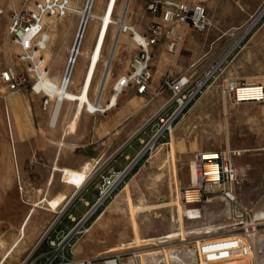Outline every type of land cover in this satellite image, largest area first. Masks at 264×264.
<instances>
[{"label": "rangeland", "instance_id": "obj_1", "mask_svg": "<svg viewBox=\"0 0 264 264\" xmlns=\"http://www.w3.org/2000/svg\"><path fill=\"white\" fill-rule=\"evenodd\" d=\"M69 1L73 6L74 14H67L62 18H45L47 27L45 25L44 30L52 32L50 34L52 45L50 57L46 63L50 74L57 73L59 70H61V74L65 72V64L70 55V51L65 47H69L74 42L81 20L80 12L85 8L87 0ZM145 1L147 0H141V3L138 2V5L134 7L130 0L126 12V22L134 24L135 29L139 28L137 30L139 32L145 30L150 21L157 20L156 15L144 10ZM177 1L187 4L202 1V4L206 6L207 16L211 23L205 31L199 34L201 37L207 38L209 42L205 55L201 57L199 47L196 52L191 53L195 54V57L189 64H194L193 70L198 76L204 69L216 66L228 46L236 39L232 35H220L222 19L234 18L238 13L243 21L246 18V13L253 14L264 2V0ZM104 2L105 0H96L91 10L99 12L102 10ZM117 2L112 12V20H117L120 17L125 0H117ZM13 6L18 7L17 0H0L2 10L0 13V70L7 65H16L15 67L19 68L14 59L15 48L9 43L6 35L7 15ZM114 28V24H109L105 34L99 70L103 68V60L108 58L114 38ZM94 33V26L89 23L83 34L79 51L86 48L89 41L92 44ZM159 43L163 44V40H159L157 44ZM188 53L187 49L179 46L177 53L168 55V57L175 59L178 55L186 56ZM197 55L199 56L197 57ZM155 60L156 58L150 62ZM154 67L155 65H152L150 69L153 70ZM113 80V76H110L103 91L108 97L111 93L110 87ZM233 80L264 86V15L254 21L249 32L220 65L219 71L215 72V78L178 117L171 132L172 141L169 136L167 143L159 146L150 158L134 164L129 172L116 183L103 205L89 218L87 232L74 244V256L101 255L87 264H102L101 261L108 256L111 250L127 245L131 246L128 253L123 254L117 264L122 261L125 264H134L135 260L134 262L132 260L136 258L135 255L144 256L143 248H141L142 243L154 242L150 243L148 248H157L153 249L154 252L163 245L164 247L161 248L162 257L167 258L169 264H173L171 260L177 256L174 251L175 247L171 244L173 238L167 242L158 243V236L168 234L170 237H174L176 233L183 236L188 230L199 229L204 224H207L208 228L222 225L224 226L222 231L228 230L229 225L234 223L235 212H232L231 207L217 194L210 195L209 200L200 207L201 217L197 220L185 219L182 204L178 200L180 187L189 183L190 161L195 154L204 151H226L235 169V180L231 184L235 204L259 212L264 217V101L262 103L244 102L236 105L228 103L223 96V88L228 81ZM126 91L132 92L131 89ZM166 94L167 92L164 91L159 96H162L161 102L167 99L168 94ZM10 95L14 96L17 101L16 115L18 118L19 108L23 112L25 108H36L43 114V124H45L48 111L51 109L50 101L46 108L42 109L40 96L33 94L27 87H24L21 93L14 92L13 95L0 83L1 159L8 156L1 145L6 141L10 142L12 138V123L10 119H7L6 114L8 113L10 118V112L9 108L4 106L7 97V105L10 106V109L12 108L8 100ZM151 103H148L146 108ZM66 106L73 108V106ZM27 116L32 133L25 141L34 143L37 141L39 146L43 139L40 136V131L38 130V133L34 128H37L36 126L40 125V122L36 121L34 116L33 118ZM136 129L138 132L133 134H131L132 131L128 132V142L125 145H129L131 142V147L137 151L140 141L145 139L144 123L132 130ZM146 132L147 128H145ZM126 134V131L119 132L114 140L115 144L126 138ZM21 141L24 142V140ZM125 147L126 151L130 149L129 146ZM117 155L118 153L113 154L114 161L118 158L121 159ZM102 157L104 156H99L100 164L90 172L83 187V189L87 187L88 190L92 188V191H78L76 197L71 196V200L63 210L59 203L56 212L49 210V205L43 202V199L52 195L53 200H58L66 192L50 191L57 182L58 172H55L46 191H35L41 182L37 178L23 180L16 177L12 181L0 179V264H13L27 256L30 250H32V255H35L46 249V242L42 238L44 233L53 234L63 226L69 227L72 223L70 217H78L87 208L84 199L88 201L87 204L92 203L98 194L97 185L101 182L100 177L108 172L101 171V166L105 161ZM130 158L115 171L121 170ZM30 159L32 169H30L29 175L35 176V171L38 169L35 168V163L42 161L38 148L33 149ZM89 193H91V197H89ZM78 196L82 197V201L78 199ZM108 203L114 205L112 210L109 208L105 215L93 222ZM54 204L57 203L54 201ZM81 207H83L82 210ZM78 210L81 211L78 212ZM175 219L178 221L177 230H175ZM113 239L121 240L117 244L114 243L115 245L107 247L108 242ZM182 251L185 257L184 264H252L250 258L244 257L222 258L214 263H205L202 259L190 260L191 243L184 244ZM131 253H134V256ZM151 254L153 261L160 258L159 254ZM138 262L141 264L140 259ZM174 264H180V262Z\"/></svg>", "mask_w": 264, "mask_h": 264}, {"label": "built area", "instance_id": "obj_2", "mask_svg": "<svg viewBox=\"0 0 264 264\" xmlns=\"http://www.w3.org/2000/svg\"><path fill=\"white\" fill-rule=\"evenodd\" d=\"M17 1L18 7L13 6L7 15L6 35L9 43L15 48L14 59L19 68H16V65L3 67L0 70V83L11 93H21L22 89L27 87L33 94L40 96L42 109H45L49 99L43 88V79L49 70L43 61L41 54L43 47L38 45L37 38L44 30V18H62L67 14H73L74 10L69 0ZM143 8L147 13L157 16V20L150 21L146 25L145 31L139 32L135 29L134 24H124L123 21L116 26L118 33L129 34L135 52L129 61L128 69L114 78L110 89L116 93V99L127 89H131L136 95L145 97L142 104H147L162 91L167 92V99L144 121L145 139L140 141L139 148L127 164L118 171L109 169L106 175L100 177L101 182L97 185L98 194L92 203L84 202L87 208L78 217H70L72 223L69 227L63 226V228L54 231L53 234L44 233L42 238L46 242V249L35 255H32V250H30L27 256L13 264H87L101 256L95 254L76 257L73 247L87 232L89 218L103 205L104 200L116 185L108 182L107 186L102 189V180L109 174L116 175L119 172L122 173L123 177L134 164L150 158L159 146L167 143L178 117L215 78V72L219 71L220 65L249 32L254 21L264 15L263 2L253 14L249 15L247 21L239 29L230 32V35L236 39L228 46L221 61L216 66L204 69L200 76L195 75V70L192 68L193 64L189 65L188 69L190 70L186 69L176 76L165 71L160 76L157 87L152 89L150 83L152 47L162 39L165 51L173 54L182 41V36L177 30L180 25L185 24L197 32H202L211 23L204 5L200 2L187 4L177 0H147ZM1 11L0 8V13ZM100 54L93 62L91 59L88 60L83 77L85 80L88 78V85L86 98L81 108L90 115L102 113L115 106V103L108 100L105 105L100 107L98 106L99 97H96V94L92 98L88 96V87L95 67L100 61ZM70 73L71 69L68 76ZM245 84L246 82H239L238 80L228 81L223 88V96L226 101L231 105L244 102L262 103L264 101V86L254 83L251 87H245L243 86ZM242 89H244L243 92ZM244 96H248L249 99L247 101L241 100ZM145 128H147L146 133ZM214 152L216 157L211 160L201 159V152L195 154L191 161L194 163L196 176L192 184L189 167V183L180 187L178 200L186 209L197 211V217L185 219L197 220L201 217L200 207L209 200L210 195L217 194L231 207L232 212H235L234 223L229 225L228 230L223 231L218 225L210 233L204 226H201L196 232L188 230L183 236L176 233L171 244L174 245L177 256L171 261L173 264L178 262L184 264L185 257L182 246L191 243L192 253L191 255L188 254L190 260L202 259L205 263H214L222 258L247 257L251 259L252 264H264V217L259 212L235 204L231 192V184L235 180V169L232 161L229 160L226 151ZM99 160L98 157L92 162L81 184L86 182V178L94 167L100 164ZM77 193L78 191L74 194L75 197ZM78 197L82 201V197ZM174 222L176 224L175 230H177V219ZM170 239L163 238L157 242H167ZM150 243L154 242L142 243L143 264H158V262L164 264V258L161 254L163 245L158 248L160 258L153 261L151 259L152 254L148 253ZM129 247L131 246L126 245L111 250L106 258H112L118 262L123 254L128 253ZM131 254L134 256V253ZM135 256L136 258L132 261L135 260L134 264H139L138 254ZM106 258L101 262L107 260ZM118 264H125V262L122 261Z\"/></svg>", "mask_w": 264, "mask_h": 264}, {"label": "crops", "instance_id": "obj_3", "mask_svg": "<svg viewBox=\"0 0 264 264\" xmlns=\"http://www.w3.org/2000/svg\"><path fill=\"white\" fill-rule=\"evenodd\" d=\"M138 2L141 3V0H132L133 6L135 7L138 5ZM197 2L202 3V1ZM204 7L206 10V6ZM98 9H100V7H98ZM249 15V13H246V18H244L243 21L238 13L235 14L234 18L222 19V28L219 29L220 35H230V32L239 29L247 21ZM137 30H139V28H137ZM177 30L182 36V41L179 43L178 47L180 46V48L187 49L190 54L188 53L186 56L178 55L175 59L174 57L169 59L168 55L171 54L165 51L164 44L159 43L154 45L151 49L152 56L150 59L151 61L152 59L156 58L154 62H150L151 66L155 65L153 70H151L150 83L152 89L158 84L160 76L165 71H168L172 76H176L186 70L187 66L189 67V65H192L189 63L193 60L195 54L191 53L196 52L198 47L201 51V57L205 55L207 51L209 43L208 39L201 37V35H199L201 34L200 32L195 31L185 24L180 25ZM51 33V31H44L42 35H40L38 42H43L44 38L48 37L49 43H51ZM119 35L120 36H118L119 38L116 41L109 68L113 79L128 69L129 61L135 52L134 45L130 40L129 34L119 33ZM95 37L96 36L94 33L92 44H90L89 41V44L86 45V48L80 50V54L77 56L73 70H71L69 75L68 89L71 91L73 90V92L79 91L78 88L82 83L87 63L92 52ZM69 47H65V49L69 50ZM177 49L173 54L177 53ZM198 56L199 55H197V57ZM49 57L50 54H47V61L49 60ZM100 62L101 56L100 61L96 65L90 80L88 87L89 98H92L94 94L97 95V93L94 92V89L100 78L99 76L102 75L101 70L103 69L101 68L99 70ZM51 74L57 79H61V76L64 75L61 74V70H59L57 73L54 72ZM163 92L164 91L161 93ZM161 93L150 101L152 103L147 108L146 106L150 102L147 104H142L145 100V97L136 95L133 91H125L119 95L117 97L115 106L105 110L102 113L90 115L84 112L81 108L76 128L72 132L70 130V121L72 118L73 108H68L65 104H63L59 109L58 117L54 125L50 123L51 118L49 110L47 121L45 124H43V114L36 108H25L24 112L21 110V108H19L18 114L20 113V115L18 118V115H16V99L12 95L8 97L9 103L12 107L10 109V106L7 105L6 97L4 106L5 108H9V119L12 123V138L10 142L6 141L3 143V145H1V148H3L6 153H8V156H5L3 159L0 158V179L12 181L16 177L23 180L37 178L41 182L39 183L40 186L35 191H46L47 186H49L52 182L55 172H58L57 182L50 191L66 192L63 193V197L58 200H53L52 195H49L48 198L46 196V198L43 199V202H46L49 205L48 209L56 212L59 203L63 208L69 199L72 198L71 196H73L77 191H92V188L91 190H88L87 187L83 189L86 182L81 184V181L85 179L92 162L95 161L100 155L104 156L102 158L105 161L101 166V171L105 170V173L109 169H119L125 164L129 157L133 156L136 149L131 147V142L129 145H125L128 142V132L132 131L131 134L135 133L137 129L135 131L132 129L137 128L141 125V123H144V121L163 103V101L161 102L162 96L159 97ZM11 94L14 95V93ZM100 99L99 102H101V106L105 105L109 100L106 93L101 94ZM27 115L32 118L34 116L35 120L40 122V125L38 124V126H36L37 128H34L38 133L40 131V136L43 139L40 141L39 146L37 145V141H35L36 143L32 141H25V139L27 140V137H29L32 133L30 124L27 121ZM122 131H126V138H123L121 141L115 144L116 142L114 140L116 139L118 133ZM21 140H24V142ZM58 141H62L65 144L58 145ZM125 146H129L130 149L126 151ZM35 148L40 150L42 161L40 163H35V168L38 169L35 171L36 175L32 176L29 175L30 169H32V164H30V154ZM115 153H118L117 156L121 157V159L118 158L114 161L113 154ZM122 160L125 161L122 162ZM113 162H115V164H113ZM4 186L6 187V184ZM89 197H91V193H89ZM54 201L57 204H54ZM84 201L88 202L86 199H84ZM113 206V204L108 203L105 208L96 216L93 222H96L101 216L105 215L109 211V208L112 210ZM82 208L83 207L80 209L82 210ZM81 210H78V212ZM119 240L121 239L110 240L108 242L109 244L106 246H113L117 244Z\"/></svg>", "mask_w": 264, "mask_h": 264}, {"label": "bare ground", "instance_id": "obj_4", "mask_svg": "<svg viewBox=\"0 0 264 264\" xmlns=\"http://www.w3.org/2000/svg\"><path fill=\"white\" fill-rule=\"evenodd\" d=\"M95 3H96V0H87L86 4H85V8L80 12L83 23L81 24V27L79 29V37H77L75 45L73 46V43H72V45L70 46V49H69L70 55L68 58V62L66 63L65 72L63 73L64 75L61 76L62 78L57 79L54 75L50 74L48 71V74L43 79L44 91H45L46 95L48 96L49 101L51 102V109H50L51 122L50 123L52 125L55 124L57 117H58L59 109L61 108V106L63 104L73 106L72 118L70 121L71 132L74 131L76 128L78 118L80 115V111H81V107H82V103L86 98V87L88 85V78L86 80L83 78L82 83L80 84V87L78 88L79 91L77 90L78 92H73V90L71 91L70 89H68V84H69L68 74H69L70 69L73 70L77 56L80 54L79 46L82 43L81 40H82L83 34L87 28V25L89 23H92L94 26V29H95V36L96 37H95V41L93 44L92 52L90 54V59L93 62L94 59L96 57H98V54H100V52L102 50L104 37H105V34L107 32L109 24L112 23L115 25V28H114L115 32H116V26L119 25V23L121 21H123L124 24H127L126 12L128 10V5L130 3V0H127V2H124L123 6L125 7V11L123 14H120V17L117 20H112V17H113L112 12L114 10L116 3H118L117 0H105L103 8H102V10H100L101 12L100 11L99 12H96V11L93 12L91 10ZM72 9H73V6H72ZM74 13L75 12L73 11V14ZM46 18L48 19L49 17H46ZM43 20H44V26H45L46 25L45 18ZM46 27H47V25H46ZM44 31H46V30H43L42 33ZM115 32H114V38H113V40H115V42L112 43L113 46L111 45L112 48L110 49L108 58L104 59L102 62V66H103V69L101 70L102 75L99 76L100 78H99L97 85L94 89V92L97 93V95L99 96V99L101 97V94L105 90L106 85L108 84L110 76H111L109 68H110V64H111V60H112V56H113V51H114V48L116 45V41L119 38L118 36H120L119 33L116 36ZM42 33L40 35H42ZM39 37L37 38V43L40 47L41 46L43 47L41 54H42L43 61L46 64L47 63L46 55L50 53V51H51L50 49H51L52 45H51V43H49L48 37L44 38L43 42H38ZM75 54H76V57L74 58ZM73 59H74V61H73ZM72 61H73V63H72ZM47 70H48V67H47ZM253 84L254 83H252V82H246V84L243 86L251 87ZM247 90H249V89H247ZM241 91L243 92L244 89H242ZM97 95H96V97H97ZM108 98H109V101L111 103H116V100H117L116 99V93L111 91ZM248 99H249L248 96H244L243 98H241V100H243V101H247ZM100 104H101V102H98V106L101 107ZM6 114H7V119H9L8 113H6ZM172 139L173 138L170 135V140L172 141ZM171 141H170V143H171ZM57 144L63 145L65 143L62 141H58ZM200 154H201L200 158L204 159V160H211V159L216 157L214 155V154H216L214 151H204V152H201ZM193 164L194 163L191 161L190 162V175H191L190 177H191L192 184H193V180L196 176L195 175L196 169L194 168ZM121 178H122V173L121 172L116 173L115 178L110 182L112 185H114ZM70 200L71 199H69V201ZM68 202L63 206V208H65V206L68 204ZM63 208H62V210H63ZM182 208H183V212H184L186 218L197 217V215H196L197 211L196 210L186 209L185 206H182ZM202 226H204L205 229H207L209 233L214 231V230H212V229H214V227L208 228L207 224H204ZM222 227H224V226H222V225L219 226V228H222ZM196 230L197 229L194 228L191 231L196 232ZM163 238L169 239V238H173V237H170L168 234L167 235H161V236L157 237V241H161V240H163ZM150 249H149L148 253L158 254L159 250L153 252V249H157V248H153L151 250ZM142 257L143 256H139V259L141 260V264H143V258ZM244 258H247V257H244ZM102 264H117V262L114 259L108 258L107 260L102 262ZM158 264H161V263L158 262ZM164 264H169L167 258L164 259Z\"/></svg>", "mask_w": 264, "mask_h": 264}, {"label": "water", "instance_id": "obj_5", "mask_svg": "<svg viewBox=\"0 0 264 264\" xmlns=\"http://www.w3.org/2000/svg\"><path fill=\"white\" fill-rule=\"evenodd\" d=\"M125 2H127V0H125ZM124 11H125V7L123 6V8H122V13H121V14H123ZM82 23H83V20H82V18H81L80 23H79V26H78V29H77V33H76V36H75V39H74V42H73V46L75 45V42H76V40H77V37H79V29H80ZM115 34H116V36H117V34H118V29H116ZM113 42H115V40H113ZM113 42H112V43H113ZM112 46H113V44H112ZM111 48H112V47H111ZM114 178H115V175H114V174H109V175H107V176L102 180L101 188L104 189V188L107 186L108 182L112 181Z\"/></svg>", "mask_w": 264, "mask_h": 264}]
</instances>
